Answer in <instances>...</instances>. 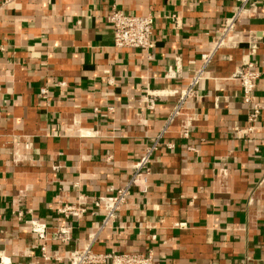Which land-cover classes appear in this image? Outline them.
I'll return each instance as SVG.
<instances>
[{
    "label": "crops",
    "instance_id": "1",
    "mask_svg": "<svg viewBox=\"0 0 264 264\" xmlns=\"http://www.w3.org/2000/svg\"><path fill=\"white\" fill-rule=\"evenodd\" d=\"M113 7L155 18L151 50L114 47L106 19ZM238 7L237 0H0L6 264L42 263L31 221L50 235L72 229L70 243L50 236L48 244L62 259L52 264H70V254L103 225L106 211L95 203L132 179L133 165L167 125ZM232 36L238 43L214 52L185 110L189 137L180 135L184 116L176 119L151 156L147 194L132 188L98 234L95 253L151 252L154 264H264V0ZM249 59L261 73V117L251 131L250 108L234 79ZM69 206L76 216L66 219L58 210Z\"/></svg>",
    "mask_w": 264,
    "mask_h": 264
},
{
    "label": "built area",
    "instance_id": "2",
    "mask_svg": "<svg viewBox=\"0 0 264 264\" xmlns=\"http://www.w3.org/2000/svg\"><path fill=\"white\" fill-rule=\"evenodd\" d=\"M17 0H3L4 5L11 4ZM239 7L232 18L226 22V27L222 33V36L216 42L214 49L208 53L202 55L203 69L197 72L196 76L192 79L189 86L180 92L178 104L175 107L173 115L168 119L167 125L157 136L153 145L146 151L140 160L133 165L134 176L132 179L123 187L120 188L112 195L107 198H100L95 206L97 208H104L106 211L105 220L103 221L102 227L99 231L91 235L90 240L86 243L82 251H73L68 260L70 264H154L153 253H106L97 254L93 251V245L97 241L98 234L107 227L109 222L116 218L117 214L122 210L127 200L131 195L132 188L138 189L139 193L146 195L148 192L147 175L151 164V156L153 152L157 151L161 145V141L165 137L168 129L175 123V120L183 117L185 123L180 135L183 138L189 137V129L192 122L191 116L185 113L189 102L195 98L196 89L199 85L202 77L203 70L210 64L214 52L222 46H232L238 43L239 37L232 36L238 21L241 18L250 16L252 13H256L259 0H237ZM107 24L113 33V45L119 50H130L136 49L148 52L153 48L154 42L152 37L155 30V18L152 15L139 16L134 14H128L120 9L113 7L107 14ZM232 36V37H231ZM232 38V41L230 39ZM229 40V41H227ZM261 73L258 69L256 62L252 60L244 61L243 65L237 69L234 75L242 89V100L245 105L250 108L248 114V125L249 131L253 130L254 126L259 122L261 117V106L257 103L255 92L260 79ZM64 86V83L60 84ZM49 94V88L45 87L41 95L46 98ZM149 106L154 109L156 103L154 99L149 100ZM168 147L173 148L174 145L169 144ZM59 213L63 214L65 218L69 216L75 217L73 207H64L58 210ZM66 218V219H67ZM31 232L36 235L41 243V259L40 264H52L60 263L61 258L54 256L50 253L49 241L51 239L68 244L72 240V229L69 227H61L54 231L51 235L49 234L48 227L45 224L38 222H30ZM0 264H6L2 258H0Z\"/></svg>",
    "mask_w": 264,
    "mask_h": 264
},
{
    "label": "bare ground",
    "instance_id": "3",
    "mask_svg": "<svg viewBox=\"0 0 264 264\" xmlns=\"http://www.w3.org/2000/svg\"><path fill=\"white\" fill-rule=\"evenodd\" d=\"M227 41H229V40H227ZM84 249V248H83ZM82 251V250H81Z\"/></svg>",
    "mask_w": 264,
    "mask_h": 264
}]
</instances>
